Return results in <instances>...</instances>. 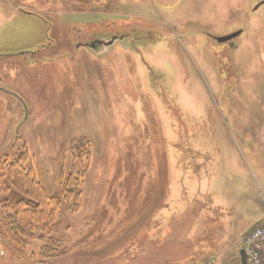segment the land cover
I'll list each match as a JSON object with an SVG mask.
<instances>
[{
	"label": "rangeland",
	"instance_id": "rangeland-1",
	"mask_svg": "<svg viewBox=\"0 0 264 264\" xmlns=\"http://www.w3.org/2000/svg\"><path fill=\"white\" fill-rule=\"evenodd\" d=\"M261 1L0 0V163L60 202L24 248L0 229V264H240L264 224Z\"/></svg>",
	"mask_w": 264,
	"mask_h": 264
},
{
	"label": "trees",
	"instance_id": "trees-1",
	"mask_svg": "<svg viewBox=\"0 0 264 264\" xmlns=\"http://www.w3.org/2000/svg\"><path fill=\"white\" fill-rule=\"evenodd\" d=\"M79 174L72 168L69 173L61 170L58 175L61 194L70 212L76 211L80 204ZM10 191L19 198L10 200L4 197ZM59 209V200L47 193L32 169L25 168L20 158L0 163V229L9 244L17 248L26 247L33 240L34 227L48 230L54 224Z\"/></svg>",
	"mask_w": 264,
	"mask_h": 264
},
{
	"label": "built area",
	"instance_id": "built-area-1",
	"mask_svg": "<svg viewBox=\"0 0 264 264\" xmlns=\"http://www.w3.org/2000/svg\"><path fill=\"white\" fill-rule=\"evenodd\" d=\"M242 246L247 254V264H264V224L250 230Z\"/></svg>",
	"mask_w": 264,
	"mask_h": 264
},
{
	"label": "flooded vegetation",
	"instance_id": "flooded-vegetation-1",
	"mask_svg": "<svg viewBox=\"0 0 264 264\" xmlns=\"http://www.w3.org/2000/svg\"><path fill=\"white\" fill-rule=\"evenodd\" d=\"M236 31H240L239 35H237L236 37H234V38H232L230 40L218 41L215 38L214 39H215V41L217 43L226 44L227 47L234 48L235 47V40L244 32V29L241 28V29L231 31V32L226 33V34L223 35V36H226V35H229L231 33L236 32ZM126 37L127 36L125 35V33H123V34H113V35H111L109 37L103 36V35H101V36L97 35V36L93 37L92 39H90L86 43V47L91 49L95 53H101L105 49H107L108 47L113 45L116 41L127 45L128 42H127V38Z\"/></svg>",
	"mask_w": 264,
	"mask_h": 264
},
{
	"label": "water",
	"instance_id": "water-1",
	"mask_svg": "<svg viewBox=\"0 0 264 264\" xmlns=\"http://www.w3.org/2000/svg\"><path fill=\"white\" fill-rule=\"evenodd\" d=\"M263 2H264V0H262L259 4H257V6H259ZM239 33H240V31H236V32L231 33V34L226 35V36L215 37V39L218 41H226V40H230V39L236 37L237 35H239ZM239 257H240V264H247V254H246V251L243 247H241L239 249Z\"/></svg>",
	"mask_w": 264,
	"mask_h": 264
},
{
	"label": "crops",
	"instance_id": "crops-1",
	"mask_svg": "<svg viewBox=\"0 0 264 264\" xmlns=\"http://www.w3.org/2000/svg\"><path fill=\"white\" fill-rule=\"evenodd\" d=\"M217 206H218V208H219V207H222V206H220V205H217Z\"/></svg>",
	"mask_w": 264,
	"mask_h": 264
}]
</instances>
